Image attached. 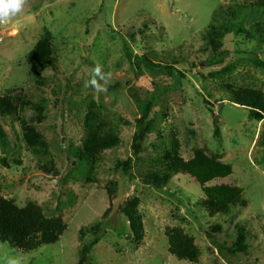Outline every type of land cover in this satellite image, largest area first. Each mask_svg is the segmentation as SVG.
<instances>
[{
  "label": "rangeland",
  "instance_id": "rangeland-1",
  "mask_svg": "<svg viewBox=\"0 0 264 264\" xmlns=\"http://www.w3.org/2000/svg\"><path fill=\"white\" fill-rule=\"evenodd\" d=\"M262 1L25 0L0 23V98L11 103L0 108V195L37 203L66 226L55 243L29 251L0 240V264H264V119L222 88L264 90ZM47 40L53 59L39 69L37 49ZM131 88L151 106L139 142L143 109ZM91 106L119 142L84 156ZM31 129L43 136L39 153L29 146ZM174 139L182 158L202 149L232 164L229 176L208 184L240 186L247 204L207 208L195 177L165 174ZM158 176L161 189L152 184ZM133 202L141 238L123 211ZM237 223L247 229L246 251L220 254L213 239L231 246ZM215 224L221 229L212 232ZM167 227L193 238L197 261L170 251Z\"/></svg>",
  "mask_w": 264,
  "mask_h": 264
},
{
  "label": "trees",
  "instance_id": "trees-1",
  "mask_svg": "<svg viewBox=\"0 0 264 264\" xmlns=\"http://www.w3.org/2000/svg\"><path fill=\"white\" fill-rule=\"evenodd\" d=\"M261 3L264 5V1ZM48 41L41 42L37 49L39 54L36 58V66L39 69L47 67L53 59ZM129 56H131L130 53ZM143 58L151 65H156L148 57L143 56ZM221 60L222 55H218L212 61L219 62ZM222 88L230 100L247 107L250 113L258 119H264V90L254 87L232 85H223ZM129 91L133 99L143 109L142 116L137 120L140 128L137 129L134 136L136 142H139L142 139L144 131L142 127L143 121L148 116L151 106L150 101L144 99L136 89L131 88ZM8 106H11L9 99L0 98V108L3 109ZM23 108H34L39 112L42 111L40 104L35 102H25ZM91 108L92 106L90 107L89 114L95 113V117L90 118V121H88L86 130L87 139H85L84 149L81 151L84 156H92L101 150L113 148L119 142V138L113 128H102L96 123L98 112H94L92 110L93 108ZM126 122L130 124L129 121ZM24 127L27 130V126L25 125ZM0 137L4 138V140L6 139V131L1 124ZM27 139L30 148L34 152L39 153L41 147L44 146L43 136L34 129H31ZM171 144L170 148L172 152L166 156L165 163L161 162L164 165L166 164L165 174L186 173L195 177L201 184L206 195V199L202 203L207 208L225 205L223 207L221 206L222 211L227 212L228 208L226 207H228V204H247L243 189L240 186L224 183L208 184L214 179L229 176L233 171L232 164L223 162L215 156L204 152L202 149H195L194 155L189 159H185L179 156V141L174 139ZM120 165L124 172H129L132 166V159L129 158L120 163ZM44 167L47 168L46 166ZM159 180V176L152 180V184L157 189H161L160 184L157 182ZM134 205H136L135 202L129 204L123 211L132 222L134 236L141 238V219ZM105 224L97 229L92 239L88 242L87 249L101 236ZM65 227V222L62 218L46 217L43 214L41 205L37 203L29 202L25 206H20L13 199L0 195V240L6 241L17 249L29 251L43 244L55 243L64 232ZM220 229L221 225L215 224L212 226L211 231L214 232ZM116 230L121 233L119 227H116ZM236 233V239L229 247L213 239V243L220 251V254L225 255L226 250L231 253L246 251L248 247L246 226L242 223H237ZM166 235L169 239V249L176 257L190 261H197L199 259L200 250L198 246L194 243L193 238L188 236L182 229L178 227H167Z\"/></svg>",
  "mask_w": 264,
  "mask_h": 264
},
{
  "label": "clouds",
  "instance_id": "clouds-1",
  "mask_svg": "<svg viewBox=\"0 0 264 264\" xmlns=\"http://www.w3.org/2000/svg\"><path fill=\"white\" fill-rule=\"evenodd\" d=\"M25 0H0V23H6L7 20L21 11ZM95 85V80L92 81Z\"/></svg>",
  "mask_w": 264,
  "mask_h": 264
}]
</instances>
